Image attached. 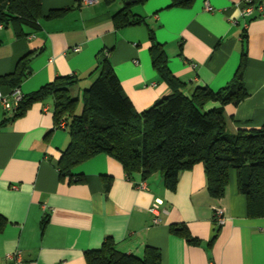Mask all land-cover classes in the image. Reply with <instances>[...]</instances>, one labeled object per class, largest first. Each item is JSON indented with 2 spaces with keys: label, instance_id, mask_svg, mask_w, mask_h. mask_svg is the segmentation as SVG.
Wrapping results in <instances>:
<instances>
[{
  "label": "crops",
  "instance_id": "crops-1",
  "mask_svg": "<svg viewBox=\"0 0 264 264\" xmlns=\"http://www.w3.org/2000/svg\"><path fill=\"white\" fill-rule=\"evenodd\" d=\"M173 1L133 2L131 12L144 20L121 27L115 15L125 6L123 0H41L37 32L19 37L12 25L0 27V76L14 73L28 55L23 94L74 74L79 82L71 94L81 97L99 77L97 55L104 51L124 92L143 111L175 93L153 65L152 28L180 92L188 96L197 87H225L246 53L249 95L225 106L227 130L264 125V15L243 16L244 0L171 6ZM254 1L264 5V0ZM75 46L81 50L75 52ZM0 89L12 99L8 85ZM12 115L0 102V214L6 219L0 228V264H10L8 254L16 250L28 264H88L86 252L100 249L107 238L140 257L147 246L155 247L161 264H264V217L248 215L247 197L239 192L233 170L220 198L207 189L203 163L181 171L171 189L160 172L146 181L140 173L128 178L121 162L99 154L75 169L83 181L70 182L58 166L69 133L56 124L54 99L37 101L9 120ZM104 175L112 177L109 189ZM156 200L162 201L159 223L150 210ZM215 207L224 208L226 218L218 231ZM173 225L186 226L199 243L172 232Z\"/></svg>",
  "mask_w": 264,
  "mask_h": 264
},
{
  "label": "trees",
  "instance_id": "trees-1",
  "mask_svg": "<svg viewBox=\"0 0 264 264\" xmlns=\"http://www.w3.org/2000/svg\"><path fill=\"white\" fill-rule=\"evenodd\" d=\"M123 1L125 6L115 15L117 24L125 27L142 22L144 17L133 14L131 6L147 0ZM191 1L174 0L171 6H187ZM41 15V0H0V24L12 25L19 37L37 32ZM150 39L153 65L175 93L137 111L124 92L108 53L101 51L97 55L101 73L81 97L71 94L79 82L76 75L59 76L39 90L24 94L9 120L25 114L33 103L52 97L56 124L65 122L69 133V143L58 164L61 177L68 176L70 182L83 181V174L75 169L99 154H107L122 163L128 178L140 173L146 181L151 174L160 172L165 184L175 189L181 171L203 163L212 197L225 194L233 170L239 192L247 197L248 215L264 217V125L231 133L225 118L226 105H237L249 95L244 82L246 53L233 80L225 87L217 91L197 87L188 96L180 92V81L171 72L165 49L152 28ZM30 60L25 56L14 73L0 76V88L8 85L10 95L20 89L30 73ZM211 103L219 106L211 108ZM104 181L109 189L112 177L104 175ZM5 221L0 214V228ZM214 223L218 231L221 225L215 217ZM171 231L190 243H199L186 226L173 225ZM86 259L88 264H161V252L147 246L140 257L121 251L107 238L100 249L87 251Z\"/></svg>",
  "mask_w": 264,
  "mask_h": 264
},
{
  "label": "built area",
  "instance_id": "built-area-1",
  "mask_svg": "<svg viewBox=\"0 0 264 264\" xmlns=\"http://www.w3.org/2000/svg\"><path fill=\"white\" fill-rule=\"evenodd\" d=\"M85 3H93L95 0H84ZM205 8L209 11L212 10V7L210 3L207 1L205 4ZM264 15V5L262 3H256L254 0H244V6L242 8V15L245 17L253 18L256 16V14ZM3 24H0V27H2ZM75 52H78L81 50L80 46H75L73 48ZM24 94L20 89H15L11 94V100L9 99L8 95L3 94V92L0 89V102L2 103L3 107L5 108L6 112L14 113L15 108L18 106L19 102L23 98ZM61 126L65 128L66 123L62 122ZM141 187H144L145 184H141ZM162 204L161 200H156V202L153 204V206L150 208V210L156 215L154 221L155 223L160 222V205ZM214 217L217 220V223L219 225H222L225 223V212L224 208L222 207H215L214 209ZM8 259L10 260V264H28L22 257V253L20 250H16L15 252H12L11 254H8Z\"/></svg>",
  "mask_w": 264,
  "mask_h": 264
},
{
  "label": "rangeland",
  "instance_id": "rangeland-1",
  "mask_svg": "<svg viewBox=\"0 0 264 264\" xmlns=\"http://www.w3.org/2000/svg\"><path fill=\"white\" fill-rule=\"evenodd\" d=\"M82 108V100L80 101V104H79V109Z\"/></svg>",
  "mask_w": 264,
  "mask_h": 264
}]
</instances>
